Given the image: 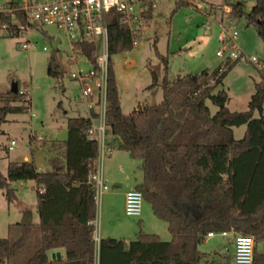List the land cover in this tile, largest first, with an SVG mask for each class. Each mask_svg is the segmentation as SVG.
Wrapping results in <instances>:
<instances>
[{
    "label": "trees",
    "instance_id": "trees-1",
    "mask_svg": "<svg viewBox=\"0 0 264 264\" xmlns=\"http://www.w3.org/2000/svg\"><path fill=\"white\" fill-rule=\"evenodd\" d=\"M183 4L198 7L194 0L177 1ZM228 6L232 14L253 24L264 41V0H256L249 12L240 1ZM209 9L216 7L211 4ZM10 20L9 14L0 13V24ZM108 46L107 135L142 162L145 177L136 189L143 192L155 216L167 223L171 239L163 241L140 230L133 240L101 238L97 246L91 223L97 204L89 177L96 168L98 142L87 132L91 118L77 115L67 119L63 152L50 159V170L40 171L33 160H25L11 161L6 175L0 171V189L9 203L16 200L12 182H36L39 215L37 223L10 225V234L18 235L0 238V264H12L35 230L41 233L39 246L26 264H199L207 255L199 245L210 232L253 236L256 245L264 241V115L253 116L264 104V60L248 110H229V95L221 87L237 59L174 80L165 76L161 83L153 66L149 88L155 92L161 86L163 100L125 114L112 56L131 50L132 38L117 17L108 22ZM75 49L96 65L95 43H80ZM159 58L167 69L168 58L160 54ZM48 74L63 75L55 55L50 57ZM30 104L26 93L0 92V123L10 113L28 111ZM243 124L247 129L237 139L233 128ZM56 248L65 249L64 258L49 257ZM254 264H264V254H257L256 246Z\"/></svg>",
    "mask_w": 264,
    "mask_h": 264
},
{
    "label": "rangeland",
    "instance_id": "rangeland-1",
    "mask_svg": "<svg viewBox=\"0 0 264 264\" xmlns=\"http://www.w3.org/2000/svg\"><path fill=\"white\" fill-rule=\"evenodd\" d=\"M239 1L243 3L245 12H249L256 2L194 0L198 6L195 7L192 4L177 5L175 0L162 1L144 28L139 46L112 56L123 113L130 114L138 105L157 104L163 100L161 86L155 92L149 88L153 66L157 67L161 83L165 76L174 80L180 75L199 73L205 68L213 69L221 62L224 63L231 48L219 39L222 25L238 32L235 42L243 52L221 86L229 95L227 107L231 111L248 110L256 84L261 81L259 69L264 60V41L258 36L256 27L248 25L245 17L224 10L226 4ZM211 4L216 7L212 12L209 9ZM24 43L33 46L26 49L22 46ZM223 47L228 49L224 57H220L217 52ZM159 54L168 58L167 69L161 63ZM52 55L61 64L62 76L53 77L48 74ZM71 55L72 42L65 32L53 25H46L43 29L33 27L24 35L0 36V92L11 90L16 84L18 91L30 96L31 103L28 111L10 113L0 123V171L4 175L11 161L22 160L25 155L41 165L40 171L50 170L49 157L52 151L48 148V142L67 136L69 117L86 115L81 86L71 78V73L77 68L88 69L90 66L83 57L78 65L67 62ZM253 57L257 61H252ZM125 59L129 60L128 65L124 64ZM211 108L216 109L214 106ZM261 115H264V104L262 111L256 109L253 112L254 117ZM246 129V124L234 127V137L242 138ZM11 140L16 141L13 149H9ZM38 141L41 146L46 144V148L36 147L35 142ZM108 142L113 146V165L108 168L110 157H107L103 164V178L107 188L97 203V236L110 233L118 239L133 240L140 230H146L159 233L163 241H169L171 234L167 223L155 216L146 201L143 216L134 217L125 213L122 191L131 182H143L145 174L140 160L131 158L127 151L117 147L118 140L113 143L112 137L108 136ZM11 187L16 195V200L11 203L7 201L4 190L0 189V238H14L18 235L16 232L10 234L9 227L22 221L23 210L20 207L23 202L28 205L36 220L38 218L36 182L17 180L11 183ZM142 217L144 222L141 221ZM40 234V231H34L25 249L18 253L12 264H26L39 246ZM165 237L167 240H164ZM228 240L220 233L206 238L199 249L207 255L199 264H235ZM256 252L264 254V241L256 245Z\"/></svg>",
    "mask_w": 264,
    "mask_h": 264
},
{
    "label": "built area",
    "instance_id": "built-area-1",
    "mask_svg": "<svg viewBox=\"0 0 264 264\" xmlns=\"http://www.w3.org/2000/svg\"><path fill=\"white\" fill-rule=\"evenodd\" d=\"M165 0H0V13L11 16L10 21L0 24V36H19L29 32L33 27L41 29L46 25H53L67 34L72 42V55L68 58L69 63L78 65L79 60L85 58L89 68H77L71 73V78L76 80L82 91L91 125L88 135L98 142V157L95 171L89 180L95 188L96 204L101 200L103 191L107 188L103 178V164L105 159L112 154L113 147L108 142L106 113L109 73V46H108V22L117 17L120 23L131 32L132 49L139 46L144 28L149 23L148 14H154L158 5ZM178 1V0H175ZM224 10L231 12V7L226 5ZM212 12V11H210ZM208 12V13H210ZM238 32L233 28L222 25V33L219 37L221 42L229 44L231 48L225 59L235 61L243 56L235 38ZM80 43H95L97 47V63L90 62L75 46ZM23 48L29 49L31 44L24 43ZM46 50V47H44ZM228 48L223 47L217 55L224 57ZM257 61L255 57L251 59ZM128 65L129 60L125 59ZM16 145L11 140L9 149ZM44 189L39 188L42 192ZM145 202L144 194L138 189L127 192L125 197V213L128 216L140 217ZM95 226L94 237L97 246L100 238L97 236V217L91 222ZM229 232H221L222 236ZM216 233L210 232L208 237ZM255 239L248 235H235L234 237V263L254 264ZM96 264H98L96 262Z\"/></svg>",
    "mask_w": 264,
    "mask_h": 264
},
{
    "label": "crops",
    "instance_id": "crops-1",
    "mask_svg": "<svg viewBox=\"0 0 264 264\" xmlns=\"http://www.w3.org/2000/svg\"><path fill=\"white\" fill-rule=\"evenodd\" d=\"M89 115V112H88V109H87V105H86V115H83V116H88ZM33 135H35V134H33ZM66 138H67V136L65 137V138H63V139H56V140H53V141H49L48 142V144H49V146H48V148L52 151V155L49 157L50 159L52 158V157H55V156H60V155H62V152H63V145H62V142L64 141V140H66ZM40 140H43V139H41V138H39ZM44 141H48V140H44ZM41 144V142L40 141H38V142H35V145H36V147H39V148H46L45 146H46V144H44V145H40ZM112 145V144H111ZM113 147V146H112ZM108 157H110V159H108V168H110L112 165H113V163H112V154L110 155V156H108ZM25 160H31V158L29 157V156H27V155H25L24 157H23V159L22 160H18V161H25ZM49 160V159H48ZM33 161H34V163H35V165H36V167H37V169L38 170H41V168L42 167H39V166H41V165H38L37 163H36V161H35V159H33ZM137 184L138 183H129V184H127L126 185V188L127 189H125L124 191H122V196H123V199H122V204H123V206L125 207V197H126V194H127V192L128 191H130V190H132V189H135L136 188V186H137ZM145 203V202H144ZM149 204V203H148ZM150 205V204H149ZM151 206V205H150ZM20 208H22V212H21V216H22V221L21 222H32V223H37L38 222V220H39V215H38V218H37V220H36V218L34 217V215L31 213V210H30V208L28 207V205L26 204V203H22L21 204V207ZM152 208V207H151ZM149 211V210H148ZM153 211V210H152ZM154 213V212H153ZM144 215H145V213H144ZM141 216H143V211H142V214H141ZM146 216H148V215H146ZM145 217V216H144ZM29 219H30V221H29ZM141 221L142 222H144V218L142 217L141 218ZM144 232H146V233H150V232H148V231H146V230H143ZM154 234H157L160 238H161V235L159 234V233H154ZM40 236H41V234H40ZM215 236V235H214ZM211 237H213V236H211ZM224 238H228L229 240H228V242H230L229 244L231 245V247H232V253H233V257H234V237H235V235L233 234V233H228V235H226V236H223ZM100 239L101 238H115L114 237V235H110V233H105L104 235H102V236H100L99 237ZM207 238H210V237H207ZM118 239V238H117ZM126 241H130V240H127V239H125ZM164 240H167L166 239V237H165V239ZM230 250V249H229ZM206 253V252H205ZM65 255H66V253H65V249L64 248H56V249H53V250H51L50 252H49V257L51 258V259H53V258H64L65 257Z\"/></svg>",
    "mask_w": 264,
    "mask_h": 264
},
{
    "label": "water",
    "instance_id": "water-1",
    "mask_svg": "<svg viewBox=\"0 0 264 264\" xmlns=\"http://www.w3.org/2000/svg\"><path fill=\"white\" fill-rule=\"evenodd\" d=\"M11 90H12V91H15V92L18 91V90H17V87H16V84H14V86H13V88H12ZM29 221H30V219H29Z\"/></svg>",
    "mask_w": 264,
    "mask_h": 264
}]
</instances>
